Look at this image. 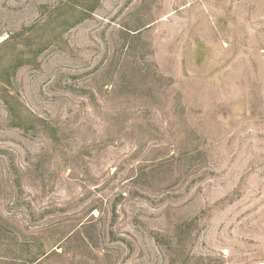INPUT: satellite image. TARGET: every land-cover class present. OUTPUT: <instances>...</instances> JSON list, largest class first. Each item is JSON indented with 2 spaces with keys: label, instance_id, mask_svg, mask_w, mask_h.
Masks as SVG:
<instances>
[{
  "label": "rangeland",
  "instance_id": "obj_1",
  "mask_svg": "<svg viewBox=\"0 0 264 264\" xmlns=\"http://www.w3.org/2000/svg\"><path fill=\"white\" fill-rule=\"evenodd\" d=\"M0 264H264V0H0Z\"/></svg>",
  "mask_w": 264,
  "mask_h": 264
}]
</instances>
